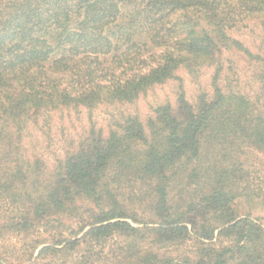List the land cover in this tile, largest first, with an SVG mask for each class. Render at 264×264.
<instances>
[{
  "label": "trees",
  "instance_id": "16d2710c",
  "mask_svg": "<svg viewBox=\"0 0 264 264\" xmlns=\"http://www.w3.org/2000/svg\"><path fill=\"white\" fill-rule=\"evenodd\" d=\"M64 114L88 127L49 166L32 134ZM243 199L264 204V0H0V264H264Z\"/></svg>",
  "mask_w": 264,
  "mask_h": 264
},
{
  "label": "rangeland",
  "instance_id": "374dc122",
  "mask_svg": "<svg viewBox=\"0 0 264 264\" xmlns=\"http://www.w3.org/2000/svg\"><path fill=\"white\" fill-rule=\"evenodd\" d=\"M240 37V36H239ZM244 37V35H242ZM248 40V38H245ZM185 83H187L184 78ZM174 88L173 86H163L162 88L156 89L154 92L150 93L146 98L137 102L134 106L121 107L120 109L124 112H132L139 115L141 118L149 114V109L151 106L156 105L160 101L168 99L173 101L174 99ZM186 89L190 93L193 89L191 86L186 84ZM88 117L86 115L74 116L73 114L56 115L50 122L53 141L48 142L41 137L40 133L34 132L32 135L31 142L35 144L37 142V147L44 149L42 155L43 159L50 166L52 164L55 156L59 155L64 148L70 142V138H76L77 134L83 129L88 127ZM92 121L96 125L101 126L107 123L108 114L104 110H97L92 115ZM65 139L67 141H65ZM45 140V141H43ZM29 141V140H28ZM43 141V142H42ZM70 144V143H69ZM47 145L46 148L45 146ZM55 155V156H54ZM238 214L242 216L250 215L253 219L257 220L264 227V204L261 201L255 200H239L237 203Z\"/></svg>",
  "mask_w": 264,
  "mask_h": 264
}]
</instances>
